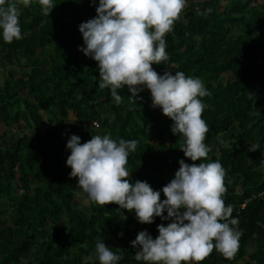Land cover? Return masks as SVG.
I'll use <instances>...</instances> for the list:
<instances>
[{
    "label": "trees",
    "instance_id": "obj_1",
    "mask_svg": "<svg viewBox=\"0 0 264 264\" xmlns=\"http://www.w3.org/2000/svg\"><path fill=\"white\" fill-rule=\"evenodd\" d=\"M55 4L48 16L38 3L19 6L23 38H0V264H99L97 240L121 257L118 264H143L131 242L144 230L155 239L169 221L141 224L114 203L81 201L66 164L68 139L75 134L83 143L101 132L137 141L126 166L130 182L154 190L174 178L180 159L199 161L185 157L149 90L133 100L127 87L118 89L117 104L110 88H99L98 62L80 51L79 31L99 0ZM165 39L169 60L153 65L158 74L183 72L211 93L201 98L210 151L200 162L225 169L223 199L242 233L233 258L214 248L199 264H264V1L186 0Z\"/></svg>",
    "mask_w": 264,
    "mask_h": 264
},
{
    "label": "clouds",
    "instance_id": "obj_2",
    "mask_svg": "<svg viewBox=\"0 0 264 264\" xmlns=\"http://www.w3.org/2000/svg\"><path fill=\"white\" fill-rule=\"evenodd\" d=\"M32 3H38L45 16L56 7L55 0H0V38L5 43L23 38L19 6ZM185 5L186 0H99L97 15L79 25L80 51L98 62L99 88H110L117 104L122 101L118 89L127 87L133 100H142L140 93L149 90L152 107L173 121L171 132L183 140L180 149L185 157L199 161L189 164L180 159L174 178L154 190L146 181L130 182L126 166L137 141L110 135H92L83 143L75 134L68 139L69 175L77 178L88 201L114 203L134 213L141 224H152L157 217L169 221L158 225L155 239L144 230L131 242L137 249L135 260L143 264H199L214 248L231 259L242 235L236 227L238 218H231L233 209L223 199L225 169L219 161L200 162L210 151L201 98L211 93L199 78L177 71L158 74L153 68L169 60L165 37ZM258 149L256 145L253 151ZM94 254L99 264H118L121 259L100 240Z\"/></svg>",
    "mask_w": 264,
    "mask_h": 264
},
{
    "label": "rangeland",
    "instance_id": "obj_3",
    "mask_svg": "<svg viewBox=\"0 0 264 264\" xmlns=\"http://www.w3.org/2000/svg\"><path fill=\"white\" fill-rule=\"evenodd\" d=\"M257 1H258V2H262V1H264V0H257ZM4 77H6V74H5V72H4L2 69H0V83H1V84H2L3 81H4ZM0 126H1V125H0ZM14 132H16V131H14ZM98 135H102V133L99 132ZM81 201H83L85 204H89V202H90V201L87 200L86 195H83V196H82Z\"/></svg>",
    "mask_w": 264,
    "mask_h": 264
},
{
    "label": "built area",
    "instance_id": "obj_4",
    "mask_svg": "<svg viewBox=\"0 0 264 264\" xmlns=\"http://www.w3.org/2000/svg\"><path fill=\"white\" fill-rule=\"evenodd\" d=\"M93 122H95V124H96V127H98V126H99V123H98V121H93ZM85 126H87V125H85ZM89 126H90V127H92V123H90V124H89Z\"/></svg>",
    "mask_w": 264,
    "mask_h": 264
}]
</instances>
